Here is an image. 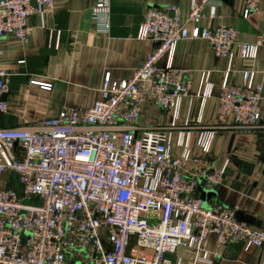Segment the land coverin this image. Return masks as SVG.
I'll use <instances>...</instances> for the list:
<instances>
[{"label":"built area","instance_id":"1","mask_svg":"<svg viewBox=\"0 0 264 264\" xmlns=\"http://www.w3.org/2000/svg\"><path fill=\"white\" fill-rule=\"evenodd\" d=\"M262 1L241 0L242 18L257 13ZM205 7L211 19L218 17L211 0H190L185 21L176 5L147 9L138 38L150 41L152 49L129 80L113 82L107 73L90 107H64L43 121L0 130V175L14 174L19 185L0 190V264H170L166 256L181 245L203 259L200 247L208 236L217 248L264 249V231L239 221L233 208L207 206L196 195L198 186L218 187L222 170L186 148L173 157L166 134L136 132L145 101L168 111L191 96L186 71L158 66L180 41L202 40L216 57L229 56L236 30L201 27ZM52 10L53 0H0V56L2 40L26 45L28 18ZM109 14L110 0H96L91 19L97 33H108ZM255 46L264 47V34ZM251 49L242 44L241 57ZM252 75L243 71L241 85L220 86L218 124L205 133L258 123L264 83L253 85ZM9 77L0 67V99ZM30 85L51 89L50 83ZM6 109L0 101V111ZM208 147L203 145L204 154Z\"/></svg>","mask_w":264,"mask_h":264},{"label":"crops","instance_id":"2","mask_svg":"<svg viewBox=\"0 0 264 264\" xmlns=\"http://www.w3.org/2000/svg\"><path fill=\"white\" fill-rule=\"evenodd\" d=\"M211 1L216 4L218 17L211 19L209 7H205L200 26L223 24L235 28V44L229 56L216 57L202 40L180 41L172 55L163 57L158 66L169 64L186 71L191 96L179 99L176 109L168 111L145 101L136 132L166 134L173 157H180L186 148L192 155L206 158L215 170H222L220 185L204 189L211 193L207 206L221 203L233 208L250 219V227L264 231V89L261 117L253 128L205 133L218 124L216 99L224 82L241 85V73L251 71L253 85L264 83V47L255 46L257 35L264 34V1L258 5L257 13L246 19L241 16V0ZM95 2L53 0L49 15L28 18L31 35L26 45L11 38L2 40L0 67L10 77L0 130L43 121L64 107L93 105L100 98L107 73L113 82L129 80L149 55L152 43L138 38L145 11L176 5L185 21L190 0H110L107 34L97 33L91 19ZM242 44L252 47L245 58L240 54ZM30 81L50 83L51 89H39ZM206 91L209 98L204 99ZM202 143L209 146L206 154ZM8 188L18 190L19 185L14 174L4 172L0 175V190ZM196 195H201L198 190ZM200 249L203 259H198L195 249L187 245H181L166 259L170 264H264L263 248L245 250L241 244L217 248L212 236L206 237Z\"/></svg>","mask_w":264,"mask_h":264},{"label":"water","instance_id":"3","mask_svg":"<svg viewBox=\"0 0 264 264\" xmlns=\"http://www.w3.org/2000/svg\"><path fill=\"white\" fill-rule=\"evenodd\" d=\"M3 100H4V95L2 96L0 101H3ZM1 117H2V112L0 111V118ZM197 190L199 192L202 191V189L199 186H198ZM201 193H202V195L200 196V198H202L204 200V202H206L207 199L210 197L211 193L210 192H204V191H202ZM236 218L241 222L251 223L250 219L248 217H244L241 212L236 213Z\"/></svg>","mask_w":264,"mask_h":264},{"label":"rangeland","instance_id":"4","mask_svg":"<svg viewBox=\"0 0 264 264\" xmlns=\"http://www.w3.org/2000/svg\"><path fill=\"white\" fill-rule=\"evenodd\" d=\"M200 188L202 189V191L207 192V191H205L202 187H200ZM202 191H200V194H201V195H202V193H201ZM201 195H200V196H201Z\"/></svg>","mask_w":264,"mask_h":264}]
</instances>
